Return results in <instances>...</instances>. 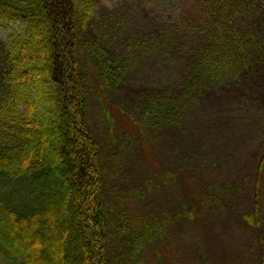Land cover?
I'll list each match as a JSON object with an SVG mask.
<instances>
[{
    "label": "trees",
    "instance_id": "obj_1",
    "mask_svg": "<svg viewBox=\"0 0 264 264\" xmlns=\"http://www.w3.org/2000/svg\"><path fill=\"white\" fill-rule=\"evenodd\" d=\"M95 2L0 0V23L23 26L0 34V264H109L98 145L79 72V36ZM187 14L147 20L126 47L151 55L163 75L152 85L131 86L127 62L103 38L82 40L102 86L151 122L173 124L181 110L218 96L264 95V0H200ZM259 186L258 176L242 216L258 233Z\"/></svg>",
    "mask_w": 264,
    "mask_h": 264
},
{
    "label": "rangeland",
    "instance_id": "obj_2",
    "mask_svg": "<svg viewBox=\"0 0 264 264\" xmlns=\"http://www.w3.org/2000/svg\"><path fill=\"white\" fill-rule=\"evenodd\" d=\"M199 2L96 0L89 28L79 36L85 118L98 145L109 264H260L264 95L244 102L218 96L181 110L173 124L151 122L102 86L83 47L85 36L103 38L127 62L125 79L131 86L156 84L163 75L151 55L126 53V47H135L133 40L148 21L189 16ZM22 31L18 22L0 23L4 38ZM258 176L259 233L242 218L254 203Z\"/></svg>",
    "mask_w": 264,
    "mask_h": 264
}]
</instances>
